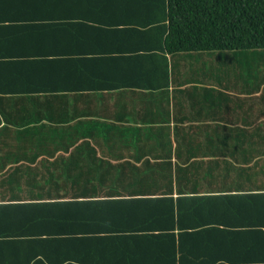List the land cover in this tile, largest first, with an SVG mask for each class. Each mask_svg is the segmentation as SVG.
Wrapping results in <instances>:
<instances>
[{
  "label": "crops",
  "instance_id": "crops-1",
  "mask_svg": "<svg viewBox=\"0 0 264 264\" xmlns=\"http://www.w3.org/2000/svg\"><path fill=\"white\" fill-rule=\"evenodd\" d=\"M166 25L0 0V264H264V50L171 53Z\"/></svg>",
  "mask_w": 264,
  "mask_h": 264
},
{
  "label": "trees",
  "instance_id": "trees-1",
  "mask_svg": "<svg viewBox=\"0 0 264 264\" xmlns=\"http://www.w3.org/2000/svg\"><path fill=\"white\" fill-rule=\"evenodd\" d=\"M165 29L171 53L264 50V0H167Z\"/></svg>",
  "mask_w": 264,
  "mask_h": 264
},
{
  "label": "rangeland",
  "instance_id": "rangeland-1",
  "mask_svg": "<svg viewBox=\"0 0 264 264\" xmlns=\"http://www.w3.org/2000/svg\"><path fill=\"white\" fill-rule=\"evenodd\" d=\"M263 69H264V67H263Z\"/></svg>",
  "mask_w": 264,
  "mask_h": 264
}]
</instances>
